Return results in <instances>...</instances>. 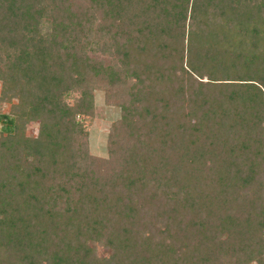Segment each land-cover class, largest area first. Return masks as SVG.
I'll use <instances>...</instances> for the list:
<instances>
[{
	"label": "trees",
	"instance_id": "1",
	"mask_svg": "<svg viewBox=\"0 0 264 264\" xmlns=\"http://www.w3.org/2000/svg\"><path fill=\"white\" fill-rule=\"evenodd\" d=\"M1 102L0 264H264V0H0Z\"/></svg>",
	"mask_w": 264,
	"mask_h": 264
},
{
	"label": "rangeland",
	"instance_id": "2",
	"mask_svg": "<svg viewBox=\"0 0 264 264\" xmlns=\"http://www.w3.org/2000/svg\"><path fill=\"white\" fill-rule=\"evenodd\" d=\"M98 58H102L106 64H110L112 61L107 55H100ZM93 100L95 101L93 116L78 115L77 119H83L85 128L87 131V140L89 149L92 154L100 157L107 156V135L110 130L111 124L117 120L120 116V109L116 106H108L104 101V91L102 87L95 86L93 89ZM10 110L9 102L0 103V114L8 113ZM85 119V120H84ZM1 123V122H0ZM0 124V130H1ZM39 124L37 121L30 120L25 124L24 133L27 136H36L38 133ZM1 137V135H0ZM102 249L99 248V253ZM255 264V263H250Z\"/></svg>",
	"mask_w": 264,
	"mask_h": 264
}]
</instances>
